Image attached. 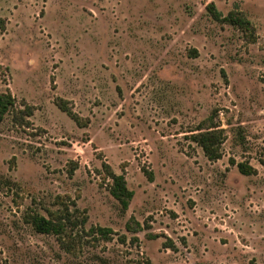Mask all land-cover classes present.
Returning a JSON list of instances; mask_svg holds the SVG:
<instances>
[{
  "label": "rangeland",
  "instance_id": "obj_1",
  "mask_svg": "<svg viewBox=\"0 0 264 264\" xmlns=\"http://www.w3.org/2000/svg\"><path fill=\"white\" fill-rule=\"evenodd\" d=\"M0 92V264H264V0H0Z\"/></svg>",
  "mask_w": 264,
  "mask_h": 264
},
{
  "label": "trees",
  "instance_id": "obj_2",
  "mask_svg": "<svg viewBox=\"0 0 264 264\" xmlns=\"http://www.w3.org/2000/svg\"><path fill=\"white\" fill-rule=\"evenodd\" d=\"M206 9L207 12L211 15L212 19L215 21L223 20L230 23L231 25L240 27L245 31L251 30V23L241 15L231 13L227 17L223 18L222 14L216 9L214 4H209ZM15 101V98L10 92H0V123L3 122L6 115L9 114L10 110L14 108ZM59 108L74 119L66 104ZM220 135L221 132L213 130L206 131L205 133H200L199 135L193 137L194 141L200 145L206 157L211 161H216L221 158V154L216 147V145L220 143ZM237 168L238 171L244 176H251L256 174V170L253 167H250L249 165L244 163H238ZM111 178L113 184L110 193L113 198L119 202V204L122 206V209L127 210L129 201L134 197V192L128 188L127 181L123 175L111 174ZM149 179L152 180V174H149ZM29 222L34 230L39 234L63 236L67 232L66 230L71 222V219L68 215L59 220L36 214L30 216ZM92 230L103 238H109L113 234V231L110 228L98 227L92 228ZM147 264L151 263L149 262Z\"/></svg>",
  "mask_w": 264,
  "mask_h": 264
}]
</instances>
